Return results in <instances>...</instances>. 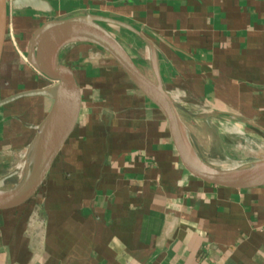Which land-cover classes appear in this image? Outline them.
<instances>
[{
  "label": "crops",
  "instance_id": "crops-1",
  "mask_svg": "<svg viewBox=\"0 0 264 264\" xmlns=\"http://www.w3.org/2000/svg\"><path fill=\"white\" fill-rule=\"evenodd\" d=\"M12 1L2 82L13 72L18 83L19 71L31 84L47 81L23 56L43 22L118 20L147 39L104 23L158 73L199 154L215 166L264 159V0H39L43 11ZM61 60L80 88V113L34 196L0 213V264H264V186L189 179L160 115L108 55L72 44ZM51 106L24 98L0 108V177L23 163Z\"/></svg>",
  "mask_w": 264,
  "mask_h": 264
},
{
  "label": "water",
  "instance_id": "water-1",
  "mask_svg": "<svg viewBox=\"0 0 264 264\" xmlns=\"http://www.w3.org/2000/svg\"><path fill=\"white\" fill-rule=\"evenodd\" d=\"M11 5L14 8L20 5L34 11L44 10L39 0H13ZM8 7V0H0V61ZM104 23L123 26L142 40H147L130 25L93 14L49 19L28 38L24 60L49 84L20 89L0 97V108L24 98L48 99L52 106L37 126L23 163L0 177V213L19 208L34 196L74 130L81 108V92L70 67L61 60V51L72 44H89L103 51L146 97L160 115L172 153L189 179L216 189L244 190L264 186V159L234 166H215L193 148L191 132L180 113L182 109L166 92L158 73L154 71L155 77H150Z\"/></svg>",
  "mask_w": 264,
  "mask_h": 264
},
{
  "label": "rangeland",
  "instance_id": "rangeland-1",
  "mask_svg": "<svg viewBox=\"0 0 264 264\" xmlns=\"http://www.w3.org/2000/svg\"><path fill=\"white\" fill-rule=\"evenodd\" d=\"M23 56H24V54H23ZM107 56V55H106ZM145 71L147 72V74L150 76V77H152L151 76V73L148 71V70H146L145 69ZM19 77L18 78H20L19 80V82L17 83L16 82V78H15V75H14V73L12 72V77H10V81L8 80L7 82H2L3 81V77H4V72L0 69V97H3V96H5L6 94H9V93H12V92H14V91H17V90H20V89H29V88H31L33 85H35V83H30V82H26L25 81V79L24 78H26V76L27 77H29L30 75H29V73L27 72V71H25V72H21V71H19ZM25 76V77H24ZM152 78H154V77H152ZM27 79V78H26ZM48 81H42V82H40L39 83V85L37 84V85H35L36 87H42L43 85H46V84H48L47 83ZM23 101H20L18 104H17V108H18V110L19 111H21V110H23V104L24 103H22ZM14 118H10V119H7L5 122L6 123H8L9 121L11 122V121H13L14 122ZM28 122H24L23 124H22V126H24L25 124H27ZM15 129V128H14ZM16 129H18V128H16ZM12 130H13V128H12ZM19 130V129H18ZM19 133H21L20 132V130L19 131H17V132H12L11 133V137H17V136H19L20 134Z\"/></svg>",
  "mask_w": 264,
  "mask_h": 264
},
{
  "label": "trees",
  "instance_id": "trees-1",
  "mask_svg": "<svg viewBox=\"0 0 264 264\" xmlns=\"http://www.w3.org/2000/svg\"><path fill=\"white\" fill-rule=\"evenodd\" d=\"M10 94V93H9ZM7 95V94H6Z\"/></svg>",
  "mask_w": 264,
  "mask_h": 264
}]
</instances>
